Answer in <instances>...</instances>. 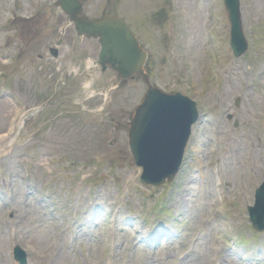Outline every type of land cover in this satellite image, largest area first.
<instances>
[{
	"label": "rangeland",
	"instance_id": "1",
	"mask_svg": "<svg viewBox=\"0 0 264 264\" xmlns=\"http://www.w3.org/2000/svg\"><path fill=\"white\" fill-rule=\"evenodd\" d=\"M83 5L92 18L125 19L146 52L151 84L194 100L199 120L175 181L143 185L127 146L143 81L134 76L111 90L116 73L95 66L98 41L72 26L59 34L65 18L54 1L0 0V264H15L14 244L27 264H192L193 236L208 245L203 235L214 228L209 249L219 261L226 232L250 229L246 207L264 181V0H240L248 48L239 58L228 44L223 0ZM13 11L33 19L12 30ZM84 220L103 226L93 230ZM164 224L173 243L161 244L155 232ZM80 229L94 237L72 244Z\"/></svg>",
	"mask_w": 264,
	"mask_h": 264
},
{
	"label": "water",
	"instance_id": "2",
	"mask_svg": "<svg viewBox=\"0 0 264 264\" xmlns=\"http://www.w3.org/2000/svg\"><path fill=\"white\" fill-rule=\"evenodd\" d=\"M69 17L76 20V0H57ZM231 24V40L235 54L246 48L241 31V16L238 0H224ZM81 33L100 37L102 50L100 65L111 66L119 74L122 83L133 73L139 74L148 84L142 71L145 53L127 29L124 22L115 17L99 21L79 20ZM194 105L187 99L166 96L149 88L143 102L137 107L130 124L131 150L137 165L143 166L142 180L158 185L165 177L172 178L177 170L187 138V130L195 120Z\"/></svg>",
	"mask_w": 264,
	"mask_h": 264
}]
</instances>
